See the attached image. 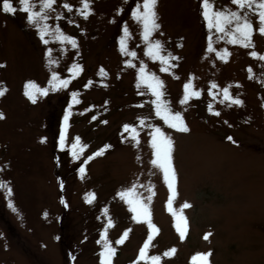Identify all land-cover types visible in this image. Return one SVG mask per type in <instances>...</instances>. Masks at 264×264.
<instances>
[{"label": "rangeland", "instance_id": "374dc122", "mask_svg": "<svg viewBox=\"0 0 264 264\" xmlns=\"http://www.w3.org/2000/svg\"><path fill=\"white\" fill-rule=\"evenodd\" d=\"M88 2L85 19L83 0H55L41 22L49 27L47 43L26 13L0 11V89H6L0 97V264H100L102 234L116 249L111 264H150L152 256L160 264H202L199 256L208 253V264H264V60L250 55H264L257 17L248 12L257 30L255 47L245 48L207 29L201 0H158L161 28L150 39L162 50L153 59L142 24L131 15L142 0ZM13 3L20 8L18 0ZM34 3L38 11L39 0ZM210 3L216 10L247 11L230 0ZM57 28L76 47L61 41ZM225 51L229 55L221 59ZM141 67L162 82L168 114L180 113L188 133L170 128L164 112L156 114ZM28 82L47 94L29 89L33 103L24 95ZM185 84L200 95L181 103ZM224 88L243 103L224 100ZM156 128L173 140V211L191 205L182 213L183 240L168 210L172 193L151 164ZM133 187L158 232L132 219V197L119 193ZM149 234L147 261L141 260ZM173 248L174 254L163 255Z\"/></svg>", "mask_w": 264, "mask_h": 264}, {"label": "snow or ice", "instance_id": "6c2138e0", "mask_svg": "<svg viewBox=\"0 0 264 264\" xmlns=\"http://www.w3.org/2000/svg\"><path fill=\"white\" fill-rule=\"evenodd\" d=\"M20 8L17 9L14 6L13 0H0V11H2L4 14H11L14 15L17 11H22L26 13V19L27 22L30 25L38 26V32L41 41L44 43H47V40L45 37L48 35L49 27L47 23H41L43 21H47L48 15L46 13V10L51 9L53 5L55 4V0H39V10H33L36 7V4L34 3V0H18ZM232 5H235L239 9H246L245 12H238V11H228V10H216L212 3H210V0H201L200 7L202 9L201 15L203 17V20L205 21L207 29L211 32L215 30L216 33H222L224 36L228 37L227 42L230 44H239L242 47L245 48H254V44L252 41V36L254 31L257 29H254L253 23L249 18L248 12H251L255 17L258 19V32L260 35L264 36V0H230ZM157 5L158 0H142V3H137L135 7L132 9L131 15L132 17L140 22L143 27V39L147 42L148 45V52L147 54L152 57L153 59H156L159 55V52L162 50V46L159 41L153 42L150 37L152 34L156 31H158L161 28V25L157 22L159 20V16L157 13ZM64 8L71 10L68 4L63 5ZM83 15L84 18L87 19V17L91 14L90 4L88 0H83ZM125 35H127V28L124 29ZM56 34H58V38L61 41H67L71 43L73 47H76V41L74 39H71L68 36H64L62 33H60L59 28L56 29ZM212 37L208 38V51L211 52L212 49V43H211ZM120 47L121 51H125V45L123 39L120 41ZM132 55H135V53H132ZM229 53L227 51L224 52L223 56H221V59H224V57L228 56ZM250 55L253 58H258L260 60H264V55H258L256 51H251ZM159 59L161 63H165V58L163 56H159ZM169 59H173L172 57H169ZM175 59H178L176 57ZM0 67H4V65H0ZM82 70V69H77ZM162 71L165 69H161ZM140 79L147 83V86L149 89H151V93L153 96L156 97V100L153 101V103L156 105V114L159 116L162 112H164L163 119L165 123L172 129H175L177 132L180 133H188L190 131L189 127L184 123L183 118L180 113H175L174 115H169L170 109L164 104V102L161 100V97L163 93L160 91L162 87V82L158 81L155 76L149 77L144 74V68L141 67L140 69ZM58 80L57 75L55 72L52 74V83L53 86H55V82ZM68 83L67 80L61 81L62 85H66ZM192 87L191 84H185L184 86V99L181 101V103L186 102L190 96L199 97L200 93L192 91L189 92V89ZM217 86L215 84L212 85V88H216ZM29 89H35L36 91H39L41 95H46V90H39L36 88V85L32 82H28L25 85V92L24 95L33 103H35L34 95L32 91H29ZM6 89H0V97H2L5 94ZM76 94L73 93V98L75 99ZM223 96L224 100L231 101V104L235 105H241L243 103L240 99H233L229 94V89L224 88L223 89ZM211 111V108L209 109ZM215 115H219V112L214 113ZM0 119H4L3 113H0ZM65 122L68 120V114H65ZM66 127V125H65ZM65 127H62L61 129V135H60V142L61 147L64 145L65 141ZM128 126L125 125V130L127 131ZM79 138H77L78 140ZM132 139H136L133 137ZM229 140H232V137H228ZM151 147L154 149V159L151 160V164L153 166L158 167L162 173H163V179L164 182L167 184V187L172 193L171 196H169L168 199V210L171 212L172 216L175 218L176 224V231L179 233L180 239L183 240L185 237V232L187 231V219L182 214L183 209L190 208L191 205L185 203L180 213H177L176 211H173L172 208V201L173 196L175 193V170L172 163V152H173V140L171 137L165 135L163 132H161L160 128L155 129V135L153 136ZM72 148L76 149V144L74 143L72 145ZM105 149H102L96 153L93 154V156H89L88 160H92L95 156H99L103 154V151ZM73 156H77L78 153L76 151H73ZM85 169L83 167L80 168V172L83 173ZM0 187H3V185H0ZM9 192H11V189H8ZM134 193V187L132 189H129L127 192H121L119 193L120 197L122 199H125L127 197H132L131 199L127 200V203L130 205V211L134 213L132 219L136 221H140L141 219L147 221L148 228L150 230V233L158 232L159 230L156 228L154 224L151 223L149 219V209L145 203H142L140 198L137 195H133ZM148 200H151V196L148 197ZM89 203H91V200H88ZM11 207V204L9 205ZM107 211V210H105ZM109 226H111V221H109ZM130 230H126L120 239H118L115 243L117 245L123 244L125 238L128 236ZM205 235L204 239L207 240L208 236ZM101 239L103 240V250L99 253L100 255V264H111V259L115 255L116 249L106 240L104 239V236L102 234ZM153 236L149 234L147 241L144 243L143 247L140 249L139 252V259L146 260L147 258L145 256L146 249L149 248V243L152 241ZM176 251L175 248L171 249L170 252H165L164 256H170L171 254H174ZM211 253L208 254H201L199 256V259L202 261V264H208V256H210ZM194 259H196L194 257ZM150 264H160V257L159 256H152L150 258Z\"/></svg>", "mask_w": 264, "mask_h": 264}]
</instances>
